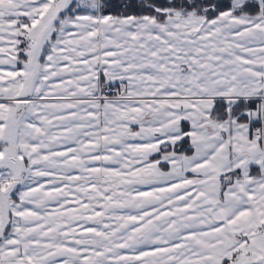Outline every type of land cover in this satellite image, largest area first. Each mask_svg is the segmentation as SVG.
Masks as SVG:
<instances>
[{"label":"snow or ice","instance_id":"obj_1","mask_svg":"<svg viewBox=\"0 0 264 264\" xmlns=\"http://www.w3.org/2000/svg\"><path fill=\"white\" fill-rule=\"evenodd\" d=\"M0 264H264V0H0Z\"/></svg>","mask_w":264,"mask_h":264}]
</instances>
